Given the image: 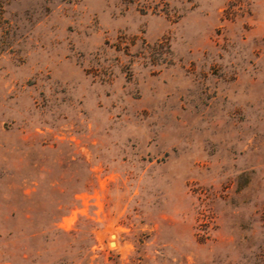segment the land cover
<instances>
[{
	"label": "rangeland",
	"instance_id": "374dc122",
	"mask_svg": "<svg viewBox=\"0 0 264 264\" xmlns=\"http://www.w3.org/2000/svg\"><path fill=\"white\" fill-rule=\"evenodd\" d=\"M0 264H264V0H0Z\"/></svg>",
	"mask_w": 264,
	"mask_h": 264
},
{
	"label": "water",
	"instance_id": "95a60500",
	"mask_svg": "<svg viewBox=\"0 0 264 264\" xmlns=\"http://www.w3.org/2000/svg\"><path fill=\"white\" fill-rule=\"evenodd\" d=\"M111 244H113V242H111Z\"/></svg>",
	"mask_w": 264,
	"mask_h": 264
}]
</instances>
